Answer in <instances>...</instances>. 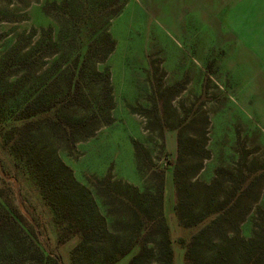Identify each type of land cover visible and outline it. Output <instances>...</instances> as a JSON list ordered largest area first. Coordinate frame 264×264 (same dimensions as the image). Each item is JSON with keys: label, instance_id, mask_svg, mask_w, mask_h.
Segmentation results:
<instances>
[{"label": "rangeland", "instance_id": "rangeland-1", "mask_svg": "<svg viewBox=\"0 0 264 264\" xmlns=\"http://www.w3.org/2000/svg\"><path fill=\"white\" fill-rule=\"evenodd\" d=\"M81 68V102L61 111L84 123L74 143L48 124L52 112L21 118L41 92L63 95ZM179 132L185 204L225 213L238 202L222 221L228 238L238 225L241 238L264 242V0H0V209L11 202L23 216L0 237V264H40L34 245L74 264L80 241L59 244L52 211L11 149L16 137L21 151L69 169L109 229L118 195L96 183L143 193L163 171L174 264H186L198 233L199 257H212L220 239L200 233L211 218L185 228L176 215Z\"/></svg>", "mask_w": 264, "mask_h": 264}, {"label": "trees", "instance_id": "trees-1", "mask_svg": "<svg viewBox=\"0 0 264 264\" xmlns=\"http://www.w3.org/2000/svg\"><path fill=\"white\" fill-rule=\"evenodd\" d=\"M109 42L111 39L107 36V43ZM113 48L114 43H111L110 51ZM107 54H104L102 60ZM82 77H84L82 68L79 69V74L75 71L70 77L66 92L59 97L48 98L46 92H41L37 95V101L30 103L22 111L21 118L28 119L35 115L39 118V115L52 112L53 117L48 120V124L63 130L74 143L75 136L80 134L84 123L67 120L61 111L80 104L83 93ZM37 122L41 123V120L37 119ZM15 141L11 149L19 164L24 166L37 183L43 202L52 211L54 223L59 230V244H64L75 236L80 239L71 252L74 264H116L136 248L137 252L128 264H150L152 262L154 264H174L170 227L164 214L165 175L163 171L154 172V185L146 187L143 193L135 188L131 190L129 185L121 183L116 184L112 189L108 179L96 183L99 190L106 183L109 192L118 195L115 200L116 206H113L114 210L109 211L110 215L115 217V226L118 228L109 229L108 220L99 212L90 191L76 182L69 169L61 164L47 165L44 151H38L37 155L33 151L23 152L19 147H15L18 144L17 137ZM183 145V137L179 132L178 161L174 170L177 196L175 211L179 223L182 227L193 228L211 218L209 225L200 233L201 235L214 233L220 239V242L217 241L218 247L214 255L209 259H201L197 253L198 233L186 245L185 263L261 264V261H264L263 241L254 239L247 241L241 238L238 225H235L234 231L231 232L233 237L228 238L226 229L223 230L224 216L231 215V210H235L238 202L225 213H220V209H209L210 207L199 212L198 207L189 208L185 204L182 190L184 184L182 179ZM7 206L9 209L5 210V206L0 209V237L4 235L12 237L10 231L16 227L19 220L23 219L20 211L18 212L11 202L7 203ZM34 248L40 252V264H63L54 252H41L35 245Z\"/></svg>", "mask_w": 264, "mask_h": 264}]
</instances>
